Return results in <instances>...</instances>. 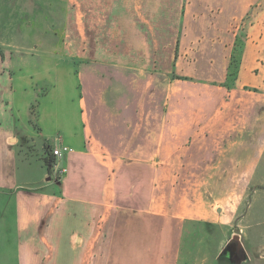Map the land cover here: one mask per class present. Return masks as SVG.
<instances>
[{
  "label": "crops",
  "instance_id": "0c3cea01",
  "mask_svg": "<svg viewBox=\"0 0 264 264\" xmlns=\"http://www.w3.org/2000/svg\"><path fill=\"white\" fill-rule=\"evenodd\" d=\"M57 1L63 21L47 17L30 40L43 75L28 86L78 98L73 115L54 101L36 112L37 143L0 73V197L15 235L0 261L225 264L230 242L244 246L247 191L264 187V0ZM58 145L71 151L54 159ZM24 148L42 163L49 152L50 171L18 177Z\"/></svg>",
  "mask_w": 264,
  "mask_h": 264
},
{
  "label": "rangeland",
  "instance_id": "374dc122",
  "mask_svg": "<svg viewBox=\"0 0 264 264\" xmlns=\"http://www.w3.org/2000/svg\"><path fill=\"white\" fill-rule=\"evenodd\" d=\"M169 3V0H163ZM66 22L73 21L72 1H68ZM63 3L57 0H0V73L1 82L5 86L13 84L12 114L15 117L17 128L26 126V133L37 143L41 142L36 127V112L47 102L54 101L51 108H56V112L62 116L59 111L63 106L69 114L73 115V108L78 98V90L73 88L65 92L66 96L60 91L61 85L57 84L54 91H50L49 98L45 97V90H29L30 82H39L42 77V54L33 52L32 47L36 45L41 49V44L35 41L31 42L32 35L42 34L48 23V18L57 22L63 21ZM68 20V21H67ZM70 20V22H69ZM56 60H50V66L55 65ZM42 74V75H41ZM52 75V74H51ZM71 81V77L69 78ZM66 97V98H65ZM51 99V100H50ZM53 99V100H52ZM30 110L31 119L27 121ZM58 110V111H57ZM19 123V124H18ZM51 141V140H49ZM42 152V151H41ZM26 154V155H25ZM43 155V154H42ZM38 151L30 152V149L24 148L22 154H19L17 162V176H27L31 179H37L42 174V161L39 159ZM43 165L42 167H44ZM257 193L253 194L254 191ZM3 202L2 212H4L3 223L0 224V256L3 258L11 255V246L15 245L14 227L10 217V202L5 197H0ZM2 205V204H1ZM252 212L254 218L249 221L243 219L245 212ZM239 217L236 220L235 229L241 235V243L244 246H237V243L230 242L226 246L225 264H264V187L249 188L245 199L241 203ZM244 225H248L246 228ZM237 233V232H236ZM237 257L228 258L231 252H236ZM1 260V259H0ZM2 264V261H0Z\"/></svg>",
  "mask_w": 264,
  "mask_h": 264
},
{
  "label": "built area",
  "instance_id": "2783aa9c",
  "mask_svg": "<svg viewBox=\"0 0 264 264\" xmlns=\"http://www.w3.org/2000/svg\"><path fill=\"white\" fill-rule=\"evenodd\" d=\"M69 151H71L69 148L58 145L50 149V156L54 159H59L63 156V154L68 153ZM64 172L65 170H55V176L57 180L62 179Z\"/></svg>",
  "mask_w": 264,
  "mask_h": 264
},
{
  "label": "trees",
  "instance_id": "16d2710c",
  "mask_svg": "<svg viewBox=\"0 0 264 264\" xmlns=\"http://www.w3.org/2000/svg\"><path fill=\"white\" fill-rule=\"evenodd\" d=\"M235 63V60H232V65ZM235 77V67L232 66L231 71L229 72V78H233ZM49 152L46 154V157L43 159V163L45 165V167L47 168L48 171H50V168L52 166L53 160L51 159V157L48 155Z\"/></svg>",
  "mask_w": 264,
  "mask_h": 264
},
{
  "label": "water",
  "instance_id": "95a60500",
  "mask_svg": "<svg viewBox=\"0 0 264 264\" xmlns=\"http://www.w3.org/2000/svg\"><path fill=\"white\" fill-rule=\"evenodd\" d=\"M239 247V246H238Z\"/></svg>",
  "mask_w": 264,
  "mask_h": 264
}]
</instances>
